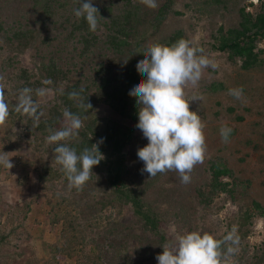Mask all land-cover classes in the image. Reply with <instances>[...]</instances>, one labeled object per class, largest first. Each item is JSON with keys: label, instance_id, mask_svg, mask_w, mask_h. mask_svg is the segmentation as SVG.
Masks as SVG:
<instances>
[{"label": "rangeland", "instance_id": "374dc122", "mask_svg": "<svg viewBox=\"0 0 264 264\" xmlns=\"http://www.w3.org/2000/svg\"><path fill=\"white\" fill-rule=\"evenodd\" d=\"M135 1L132 11L134 6L137 9L132 19V39L134 43L135 40L139 42L140 48L147 50L157 43L165 45L164 41L180 30L191 46L197 49L202 47L200 54L210 61L209 66L203 69L198 85L193 87L189 84L184 89L190 101V111L197 112L205 125L206 151L203 162L195 165L188 174L190 182L187 184L181 182L180 174L176 171L158 173L152 177L147 195V200L153 201L161 211L166 242L192 231L207 232L221 240L235 228L238 243L223 246L225 264H255L264 249V220L252 206V202L257 201L264 208V53L260 66L244 70L239 61L230 62L226 54L218 53L212 46L217 43L220 27L225 31L237 26V9L245 6L246 11L254 13L259 5L258 0H225V6L206 5L205 1L210 0H174L172 9L178 14L170 13L162 22H157L155 16L166 0H155L154 7H148L142 0ZM124 3L125 0H92L93 6L111 4L114 10ZM0 5L3 11L13 16L26 14L29 10L26 0H0ZM67 7L70 12L76 8L72 3ZM41 27L37 22L28 27L30 32L27 36L36 39L34 45L42 39ZM94 34L103 38L107 32L100 25ZM258 47L264 50V43L260 42ZM133 48L134 45L132 49L129 48L131 52ZM41 50L46 52L45 48ZM131 52L123 55H132ZM102 53L107 58L116 59L109 51ZM0 55L1 60L5 54L0 52ZM16 55L23 56L20 62L25 67L37 61L35 48ZM10 73L8 70L0 74V85L6 102L17 105L20 91L15 87L18 81L15 74ZM212 84L217 88L222 85L223 89L211 91L209 87ZM241 87L243 95L239 99L228 94L229 89ZM35 97L33 101L42 110L51 107L52 90L44 97ZM93 113L98 119L132 128L128 119L121 118L107 105L96 104ZM65 123L63 121L62 125ZM223 126L232 129L227 143L222 142L220 135ZM48 135L39 133L36 139L19 122L0 125V151L12 153L10 163L13 164L9 170L1 165L0 170V264L54 262L51 247L61 245L62 229V219L58 224L56 219L64 215L72 224L71 237H68L72 242L73 254L60 260V264H122L123 255H127L133 264H158L157 247L161 246H156V240L151 241L152 237L144 233L129 207L110 204L109 189L103 179H90L80 189L69 188L68 181L61 177L40 180L38 175L44 165L57 168L52 159L51 145L46 141ZM147 143L142 131L136 127L123 150L127 171L125 178L133 187H143L150 179L137 156L138 149ZM210 161L222 163L231 169L233 177L222 176L221 180L233 183L234 179L235 185L232 188L229 186L231 193H220L208 207H203L195 195V189L209 181ZM27 203H30L28 211L24 206ZM246 210L253 217L240 228L241 216ZM174 212H177L176 216ZM23 214H26L25 218ZM229 246L234 248L232 253H227ZM92 247L97 248L98 252L106 249L109 254L102 252L105 255L102 259L97 260L96 256L94 259L91 256ZM55 263H58V258Z\"/></svg>", "mask_w": 264, "mask_h": 264}, {"label": "trees", "instance_id": "16d2710c", "mask_svg": "<svg viewBox=\"0 0 264 264\" xmlns=\"http://www.w3.org/2000/svg\"><path fill=\"white\" fill-rule=\"evenodd\" d=\"M26 1L29 10L26 11V14L18 16L3 11V7L0 5V52L5 54L0 60V74L10 70V75L15 74L17 77L18 84L15 89L19 91L23 88L32 89V99H36L37 89H51L52 105L47 110L38 107L39 119L37 121L23 112H17L16 104H11L8 101L10 114L5 123L24 124L25 131L37 139L39 133L49 134V129L56 130L65 126L62 125L65 121L63 117L65 109L80 116L84 126L79 130L78 136L59 143H66L70 147H74L79 154L85 147H90L101 139L103 140V143L99 145V152L104 159L92 169L91 179L95 177L103 179L109 189L110 204L115 203L129 207L128 209L139 220L144 233L152 237L151 241L156 240V246H161L157 247V252L162 254V247L166 242L164 220L160 215L159 207L153 201L147 200L153 178L150 177L143 187L139 185L133 187L125 178L127 171L123 150L134 134L140 107L137 104V98L129 96L128 93L138 81L146 78L136 70L137 62L144 58L143 53L146 50L140 48L139 42L135 40L134 43L132 39V19L137 6H134V11L132 8L133 2L137 1L125 0L122 7L116 10L111 4L110 6H100L101 3H99L93 6L98 9V14L104 19L98 18V27L102 25L107 32L103 38H100L99 35L97 37L89 29V25L83 17H76L74 11H69L67 6L71 3L76 8L79 7L77 0ZM83 2L84 0H81V3ZM258 3V8L254 13L246 11L245 6H240L237 9V26L230 27L225 31H223V27H220L217 43L212 46V49L218 53L226 54L230 62L239 61L240 67L244 70H252L263 62L261 55L264 50L260 49L258 44L264 43V0H258ZM205 4H223L225 6L227 3L225 0H210L205 1ZM173 5L174 0H166L159 7L155 20L162 22L170 13L178 14L173 11ZM106 15H108L107 18ZM36 22L42 26L40 31L46 35L41 33L42 39L37 45H34L33 41L36 39L28 37L27 34L30 32L28 27ZM180 39L186 40L182 31L179 30L170 35L164 44L171 45ZM133 45V52H131L129 48L132 49ZM29 48H35L36 55L34 57L37 61L31 63L30 67H25L20 62L23 56L16 54H21L22 51ZM43 48L46 52L41 50ZM201 48L200 46L198 49ZM104 51L111 52L116 59L105 57V53H102ZM129 52L132 55H123ZM46 81H50V83H46ZM209 89L216 92V90L223 89V86L218 85L217 88L215 84H212ZM73 91L78 92L79 95L74 99H69L68 94ZM81 102L90 104L91 108L86 110L79 107ZM96 104L107 105L121 118L128 119L132 128L122 127L110 120L98 119L93 113ZM50 145L52 159L55 161L54 149L58 145ZM208 172H210L209 181L195 189V195L203 207H208L216 195L223 192L231 193V188L235 185L234 179L233 183L221 180L222 176L233 177L232 170L222 163L210 161ZM38 177L41 181L60 177L67 180L59 165L56 169L44 165ZM24 206L27 211L30 210V203ZM252 206L257 212L256 214L264 220L263 206L257 201H253ZM173 215L176 216L177 212H174ZM25 217L26 214H23V218ZM252 217V213L246 210L241 216L240 228L244 227ZM56 221V224L61 221V239L59 240L61 245L55 244L51 247L54 262L50 261V264H60V260L71 257L73 254L72 242L69 239L72 224L67 221L65 215ZM102 252H106V255L109 254L106 249L98 252L97 248L92 247L91 256L94 259L96 256L97 260H100L105 256ZM57 258L58 263H55ZM121 260H123L122 264L134 263L129 262L127 255H123ZM262 263H264V249L255 262V264Z\"/></svg>", "mask_w": 264, "mask_h": 264}, {"label": "clouds", "instance_id": "9594fccd", "mask_svg": "<svg viewBox=\"0 0 264 264\" xmlns=\"http://www.w3.org/2000/svg\"><path fill=\"white\" fill-rule=\"evenodd\" d=\"M77 2L79 7L74 10V15L83 17L89 29L96 31L98 18L104 20L98 14V9L93 7L92 0ZM142 3L148 7L155 6V0H142ZM202 51L184 39L171 45L152 44L136 65V70L146 79L138 81L128 95L136 97L140 106L136 127L142 131L148 143L138 149L137 156L143 162V171L149 177L176 171L180 174L181 182L187 184L190 182L188 174L195 165L203 162L206 151L203 131L205 125L197 112L190 111V101L184 91L189 84L193 87L198 85L203 69L210 64L200 54ZM32 91L30 88L20 90L15 109L38 121V106L32 99ZM50 91L48 88H40L36 90V95L44 97ZM228 94L239 99L243 95V88L229 89ZM68 95L69 99H74L79 93L73 91ZM79 107L89 110L91 105L81 102ZM9 114V105L0 85V125L5 124ZM63 117L65 126L58 130L49 129L46 141L58 145L54 149L55 163L66 176L69 188L80 189L93 176L92 169L104 159L99 152V145L103 140L85 147L78 154L74 147L59 142L78 136L79 130L84 126L83 121L80 116L67 109L64 110ZM231 132V128L221 127L222 142H228ZM11 154L0 151V165L8 170L13 167L10 163ZM235 232L236 229L233 228L221 240L207 232H185L177 235L175 240L166 242L162 247V254L157 255L156 260L158 264H225L223 246L238 243ZM233 251L231 246L227 248V253Z\"/></svg>", "mask_w": 264, "mask_h": 264}]
</instances>
